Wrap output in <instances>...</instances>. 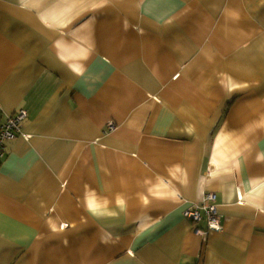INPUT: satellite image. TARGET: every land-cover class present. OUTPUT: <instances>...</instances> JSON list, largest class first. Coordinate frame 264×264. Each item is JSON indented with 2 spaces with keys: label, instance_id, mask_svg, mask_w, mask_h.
Masks as SVG:
<instances>
[{
  "label": "crops",
  "instance_id": "1",
  "mask_svg": "<svg viewBox=\"0 0 264 264\" xmlns=\"http://www.w3.org/2000/svg\"><path fill=\"white\" fill-rule=\"evenodd\" d=\"M20 109L0 264H264V0H0Z\"/></svg>",
  "mask_w": 264,
  "mask_h": 264
},
{
  "label": "built area",
  "instance_id": "2",
  "mask_svg": "<svg viewBox=\"0 0 264 264\" xmlns=\"http://www.w3.org/2000/svg\"><path fill=\"white\" fill-rule=\"evenodd\" d=\"M27 113L25 109L18 110L14 115H8L0 122V159L5 150V142L16 138L22 133V122ZM183 216L194 223L205 221L208 230H220V220L217 211L216 195L206 193L200 204L188 206L183 210ZM197 232H202L196 229Z\"/></svg>",
  "mask_w": 264,
  "mask_h": 264
}]
</instances>
